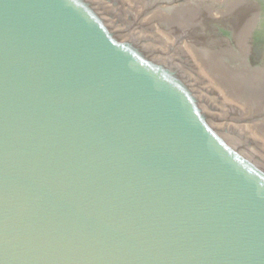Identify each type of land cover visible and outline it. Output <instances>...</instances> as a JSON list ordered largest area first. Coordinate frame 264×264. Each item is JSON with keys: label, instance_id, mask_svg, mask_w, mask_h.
I'll return each mask as SVG.
<instances>
[{"label": "water", "instance_id": "95a60500", "mask_svg": "<svg viewBox=\"0 0 264 264\" xmlns=\"http://www.w3.org/2000/svg\"><path fill=\"white\" fill-rule=\"evenodd\" d=\"M0 264H264V0H0Z\"/></svg>", "mask_w": 264, "mask_h": 264}, {"label": "flooded vegetation", "instance_id": "af4514ba", "mask_svg": "<svg viewBox=\"0 0 264 264\" xmlns=\"http://www.w3.org/2000/svg\"><path fill=\"white\" fill-rule=\"evenodd\" d=\"M188 36V35H187Z\"/></svg>", "mask_w": 264, "mask_h": 264}]
</instances>
